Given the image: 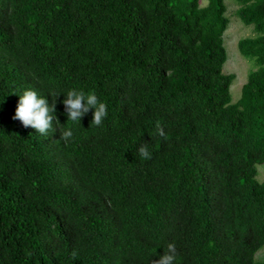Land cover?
Segmentation results:
<instances>
[{
	"label": "trees",
	"instance_id": "1",
	"mask_svg": "<svg viewBox=\"0 0 264 264\" xmlns=\"http://www.w3.org/2000/svg\"><path fill=\"white\" fill-rule=\"evenodd\" d=\"M236 1L233 102L225 0H0V264H264V0ZM25 88L108 114L73 124L61 94L41 135L13 119Z\"/></svg>",
	"mask_w": 264,
	"mask_h": 264
},
{
	"label": "clouds",
	"instance_id": "2",
	"mask_svg": "<svg viewBox=\"0 0 264 264\" xmlns=\"http://www.w3.org/2000/svg\"><path fill=\"white\" fill-rule=\"evenodd\" d=\"M63 94L60 103L64 106V115L67 121L73 124L79 123L81 118L92 112L91 123L99 126L108 114L106 103L101 101L95 92H88L82 88H69L67 90L49 92L51 102L46 95L38 93L35 89L25 88L19 95L18 105L15 109L13 119H18L24 126H30L41 135H47L53 130V124H60L56 115L57 98ZM81 125V124H80ZM163 135V129L157 130ZM63 137L69 139L73 136L72 128L63 131ZM138 153L144 158L150 157L147 143L139 146ZM171 257H166V262L171 261Z\"/></svg>",
	"mask_w": 264,
	"mask_h": 264
},
{
	"label": "rangeland",
	"instance_id": "3",
	"mask_svg": "<svg viewBox=\"0 0 264 264\" xmlns=\"http://www.w3.org/2000/svg\"><path fill=\"white\" fill-rule=\"evenodd\" d=\"M202 6L207 4V0H200ZM227 6V17L229 27L224 34V46L227 50L228 60L224 65V73L235 75L230 92L232 101L236 102L241 97V89L247 80L250 71L255 69L254 62L244 58L238 49L241 39L255 36L252 26L245 25L237 16L239 3L236 0H225ZM257 179L264 181V164L257 165ZM256 261L264 262V247L255 256Z\"/></svg>",
	"mask_w": 264,
	"mask_h": 264
}]
</instances>
